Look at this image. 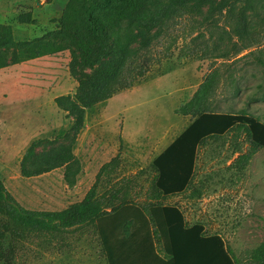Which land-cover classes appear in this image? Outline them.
Listing matches in <instances>:
<instances>
[{"label": "rangeland", "instance_id": "rangeland-1", "mask_svg": "<svg viewBox=\"0 0 264 264\" xmlns=\"http://www.w3.org/2000/svg\"><path fill=\"white\" fill-rule=\"evenodd\" d=\"M251 1L257 3L251 7ZM67 2L0 0V23L12 25L18 41L46 40L57 29ZM29 11L35 22L21 24L19 14ZM151 37L145 78L116 94L79 133L73 151L82 170L75 186L66 183L65 167L31 177L21 173L31 146L40 156L71 142L60 132L71 131L74 118L56 102L78 92L71 51L19 63L13 61V49L3 52L8 65L0 69V178L23 207L60 211L82 201L100 168L119 152L120 176L137 174L144 191L139 187L132 196L137 202L145 200L152 163L185 136L192 123L180 107L213 71L220 76L211 99L213 111L234 114L247 109L264 120V0H194ZM48 39L54 40L53 35ZM249 150L245 135L209 140L199 148L191 186L163 202L178 206L189 225L202 224L206 234L222 235L242 263L247 252L264 241V149L244 171L234 165ZM124 218L111 216L100 227L122 237ZM50 238L28 241L14 264H109L102 234L94 227Z\"/></svg>", "mask_w": 264, "mask_h": 264}, {"label": "trees", "instance_id": "trees-1", "mask_svg": "<svg viewBox=\"0 0 264 264\" xmlns=\"http://www.w3.org/2000/svg\"><path fill=\"white\" fill-rule=\"evenodd\" d=\"M193 1L68 0L57 29L49 32L46 40L18 41L12 25L0 23V69L8 65L3 53L7 50H14V63L70 50L71 73L79 83L74 96L56 99L58 106L74 118L72 133L60 132L71 142L40 156L31 146L21 166L23 176L65 167L66 183L76 185L82 167L73 146L86 121L97 116L116 94L142 82L150 60L146 51L151 33L163 29ZM254 3L249 4L253 7ZM18 21L33 24L35 19L29 11L21 12ZM52 35L54 40L48 39ZM219 79L218 72L213 71L180 107L179 112L190 116L192 123L187 134L152 163L153 178L141 202L132 196L139 187L144 191L137 174L120 176V152L100 168L82 201L60 211L26 209L0 178V264H14L27 242L37 236L53 239L70 230L90 227L102 234V250L109 264H264V241L248 251L242 263L222 235L206 234L202 224L189 225L178 206L163 203L191 186L199 148L209 140L234 133L245 135L250 150L246 154L239 151L242 154L234 162L240 172L264 149V120L258 114L247 109L234 114L211 109ZM114 215L125 217L120 224L122 237L100 227Z\"/></svg>", "mask_w": 264, "mask_h": 264}]
</instances>
